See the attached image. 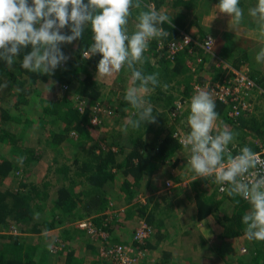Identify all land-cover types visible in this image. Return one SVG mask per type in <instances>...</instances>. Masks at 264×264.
<instances>
[{"label": "trees", "instance_id": "trees-1", "mask_svg": "<svg viewBox=\"0 0 264 264\" xmlns=\"http://www.w3.org/2000/svg\"><path fill=\"white\" fill-rule=\"evenodd\" d=\"M152 1L156 6L164 2L163 0ZM193 1L195 0H173V8L180 6L177 11L175 10L178 16L175 22H178V27L183 26L179 20L187 16ZM242 1L244 0H239V4ZM217 3L218 0H215L212 5ZM144 6L145 4L141 2L139 10L144 9ZM213 20L210 19V24L216 23ZM198 24L195 19L189 21L186 32L194 37L202 38L207 31L204 33V27ZM162 27L169 31L170 35L153 39L144 53L143 64L134 65L135 69L142 70L146 74L159 73L160 86L154 91L149 89L144 94L154 114H157V123H146L144 127V130L148 128V131L156 128L157 134H154L150 140L145 139L142 126L135 131L129 129L127 133L123 130L114 132L108 138L107 147L98 148L95 142L90 143L95 137L96 128L91 117L97 113L94 105L101 86L92 70L96 69L100 54L91 58H87L84 54L92 43L90 29H86L83 38L76 41L72 47L74 57L68 60L67 70L57 69L54 76L38 75L23 69L20 61L24 53H21V57L17 58L11 69L5 67L4 62L0 61V74H5L15 86V90L6 91L0 99V178L9 176L20 168L28 173V168L41 158V153L46 148H51L53 151L51 161L48 159L50 163L68 158L69 156L66 155L69 154V149L77 148L74 154L70 153L71 161L68 164L61 161L57 165L52 163L51 167L48 165L50 171L60 173L63 179H67L66 183H68L64 185H66L68 194L62 203L55 202L56 199L52 198V207L47 205L48 181L27 183L25 179H22L16 190L8 187L0 189V226L9 227L13 224L22 232H40L55 227L58 222L65 221L64 219L78 218L103 211L107 208L108 202L114 200L117 195L116 191L110 193L111 184L120 190V199L128 203L133 200L140 188L142 177L155 170L157 162L169 160L173 151L180 148L181 145L171 134L173 126L172 129H166L165 134L159 137L164 128V114L170 115L169 111L163 112L159 108L160 106H172L171 103L176 96L175 90L178 94L183 92L188 95L193 82L197 79L196 76L199 72L205 73L206 70L202 65L192 67L188 63L197 51H201L199 47L194 48L192 52H189L187 48L179 49L173 57H168V43L166 42L168 39H178L179 32L169 24L167 26V23ZM127 29L133 30L130 26ZM158 40L164 44L159 49H157ZM25 51H30V47ZM125 67L129 74L130 86L141 89L140 81L133 84L132 69L126 65ZM250 73L252 77H256L254 71ZM120 76L124 78L121 73ZM174 80H177L176 86ZM164 85H167V88H164ZM126 91L127 89H124L114 99V110L117 115H126L127 119L129 117L135 119L137 110L123 99ZM215 103L216 111L221 113L224 110L222 105L224 107L225 104L217 100ZM262 114L260 122L254 115L251 118L238 117L236 121L231 119L226 111L223 112V116L228 117L224 118L235 125L256 128L260 140L264 137V113ZM178 116H171V121L178 119ZM75 135L78 139L73 140L72 137ZM28 137L32 139L25 141ZM63 140L65 144L62 143ZM82 140L89 145L88 148L82 147L85 143ZM59 144L65 148L62 149ZM113 145L116 148H112ZM258 145V141H255L249 147L255 151L259 148ZM41 149L42 152H40ZM19 158L23 159V163L19 162ZM201 179L203 178L195 179V181L198 182ZM203 180L204 187H199L201 192L197 195L199 217L210 213L216 204L213 196L203 194L207 187H211V190L215 192V178L209 177ZM74 185L82 186V189L74 191ZM231 198L234 209L230 215L225 216L221 223L222 236L225 238L244 233L245 225L242 223V216L249 211L244 205L245 200L240 197ZM140 204L128 206L124 216L129 217L131 208L139 212ZM140 210L144 211L143 208ZM37 213L39 218L34 219ZM120 213L124 212L120 211ZM103 217L100 213L95 219L99 222ZM147 220L151 223V216H148ZM123 221L124 218H120L117 223L123 224ZM109 236L110 233H108V239L111 241ZM3 238H5L4 241L0 242V264H47L49 250H47L49 254L44 249L40 251L38 246L28 243L26 237L20 234L6 233ZM253 243L254 252L250 259L247 261L237 259L238 264H264V241L253 240ZM144 246L147 249L146 243ZM75 263L74 255H66L64 264Z\"/></svg>", "mask_w": 264, "mask_h": 264}, {"label": "clouds", "instance_id": "clouds-1", "mask_svg": "<svg viewBox=\"0 0 264 264\" xmlns=\"http://www.w3.org/2000/svg\"><path fill=\"white\" fill-rule=\"evenodd\" d=\"M134 7L141 9V0H0V61L11 69L24 53L20 61L23 69L54 76L57 69L67 70L71 58L63 51L64 45L81 40L86 29H90L92 43L87 58L100 54L96 75L111 76L126 65L132 69L133 84L141 82L142 92L132 87L124 94L123 99L137 112L135 119L129 117L126 120L122 130L127 133L129 129L135 131L143 126L144 131L146 123H157V114L144 94L160 86L159 73L146 74L134 65L143 64L144 53L153 39L170 35L162 25H171V18L154 6L145 5L146 10L138 12L134 29L129 31L126 25ZM217 13L226 15L233 29L244 19L239 0H218L215 15ZM248 15L257 18L264 34V0H256V4L248 9ZM185 42L189 43L188 37ZM29 47L30 51H25ZM256 60L264 61V48ZM8 86L7 80L0 79V90ZM163 87L167 88V85ZM188 112L189 131L180 143L190 152L188 164L195 173L193 180L214 176L217 184L227 185L221 191H226L229 197L247 201L251 207L242 216L244 235L249 241H264V175L258 174L250 183L238 181V177L257 167L260 156L244 146L238 155H228L226 163H222L225 149L237 133L224 128L213 134L218 112L208 90L195 91ZM19 162L23 163V159L19 158ZM38 218L37 213L34 219Z\"/></svg>", "mask_w": 264, "mask_h": 264}, {"label": "crops", "instance_id": "crops-1", "mask_svg": "<svg viewBox=\"0 0 264 264\" xmlns=\"http://www.w3.org/2000/svg\"><path fill=\"white\" fill-rule=\"evenodd\" d=\"M220 32L223 31L221 30ZM216 42L219 47L222 41L218 38V35L216 36ZM199 65L205 67V62L197 64V66ZM221 75L220 73V76ZM206 78L210 79L209 77ZM140 90L141 92L143 91L142 88ZM254 107H256V105ZM256 110L257 109H254L248 117L256 115ZM219 115L222 116V114L218 113V116ZM166 129H172V127L169 128L165 120L164 128L159 137L165 134ZM183 130L185 131L184 128ZM214 130L216 129L214 128ZM219 131L220 130L214 132L218 133ZM152 136L153 135L149 137L145 136L146 140H150ZM25 141H27V139ZM251 144L252 141H249L247 146L249 147ZM181 146L179 149L173 151L169 160L166 162H157L155 170L142 177L140 188L132 201L128 203H126V201L123 202L120 199V190L116 188L114 184H111L110 193L113 191L117 193V195H115L116 198H114L115 206L123 207V209L118 210V213L114 211L110 214H106L104 213L106 209H104L103 211L86 215L94 216L93 218L96 223L98 222L95 218H97L100 213L103 214V216L112 217L109 224L106 226L110 233L109 237L112 240L124 242L131 240L134 226L139 217H144L147 220V217L151 216L153 229L146 241V246L149 250L148 260H152L155 264H204V262L208 260L204 257V246L207 245L204 239L207 241L212 240L214 235H216L218 240L223 237V226L221 223L224 221L225 216L230 215L234 209L232 198L227 195V192L222 193L218 191V185L215 183V192L211 190V187H207V190L203 193L205 196H213L214 202L216 203L213 210L203 217L198 216L197 195L201 192L199 191L201 190L199 187H204V180L201 179L198 182L193 180L195 173L190 170L188 164V150ZM241 146H244V144ZM112 148H116V146L113 145ZM118 159H120V157H118ZM60 161L63 160L61 159ZM40 163H45L44 166L47 167L42 173L35 171V167ZM48 165L51 167L52 163L49 161H41L40 158L28 168V174L31 182H49L47 205L52 207V198H55V202H60V204L66 198L68 191L64 184L68 182L66 183L67 179H63L60 173L57 174L56 172L50 171ZM19 170L22 171L21 168ZM44 173H46V175H41ZM33 174L35 177H38V179H35ZM127 177L129 178V175ZM167 177L172 178L175 182L174 185L168 189L164 187V179ZM2 179L3 184L1 183ZM8 181L12 183V179H9L8 176L0 178V189L4 187L12 188V184L8 183ZM73 189L74 191H78L82 189V186L74 185ZM139 194H141V196H139ZM137 203H141L139 208H143L144 211L140 210V208L138 209L139 212H136L135 208H131L132 211L130 210L129 217L124 216L125 212L128 210V206ZM244 203H246L244 204L246 208L250 210L251 205L247 201ZM224 207L228 209L224 210ZM120 211L124 213H120ZM86 216L64 219L65 221L58 222L55 227L51 229L40 232H22L20 235L25 236L28 243L38 246L40 251L43 249L45 251L49 250L47 249L48 244L45 242V232L46 234L50 232L57 234L56 239H58V237L63 238L64 244L58 253L49 254L47 251L49 254L47 257V264H64L66 255H74V257H76L75 264H98L97 243H95L84 230L76 227L74 223L76 219ZM120 218H124L123 224L117 223ZM4 234H6V232H0V242L4 241ZM224 238L220 240V242L231 244L234 254H232L233 256L231 257H229L230 255L221 256L222 264L229 263L233 260L231 258L235 256L237 259L239 258L243 261L250 259L254 252V243L253 241L247 240L244 233ZM242 245L247 246L248 252L240 253V251H238L239 249L237 250V247H241Z\"/></svg>", "mask_w": 264, "mask_h": 264}, {"label": "rangeland", "instance_id": "rangeland-1", "mask_svg": "<svg viewBox=\"0 0 264 264\" xmlns=\"http://www.w3.org/2000/svg\"><path fill=\"white\" fill-rule=\"evenodd\" d=\"M163 1L164 2L158 6H156L154 1L152 0H148V1L142 0L141 2H143L145 5L149 7L154 6L156 10L162 13H166L171 18V25L169 24L170 27H173L176 30H178L180 34L186 33V27L188 26L189 21H194V19L197 20V22L199 23L198 24L199 26L204 27V33H206L207 31V33L215 34V52H214L215 56L212 55L211 53H207L205 51L199 50L196 52L197 54H195V56L193 57L194 67L195 66L197 67V64L205 62V70H206L205 73L206 74L203 72H199L198 75L196 74L198 76V77L196 76L197 78L196 80L202 81V80L207 79L206 77H209L211 80H219L223 76L224 72H226V69L235 68V67L241 68L245 70L246 72H248L249 74H251L250 73L251 71H254L256 78L259 79L258 82H260L258 87L255 88L256 90H254L253 92L254 106L256 105L254 109H257L256 110L257 114L254 116H256L259 119L258 122H260L261 117L263 115L262 113H264V61L257 62L256 56L260 52L261 48H264V34H262L260 31V28L258 26L259 21L257 20V18L250 17L248 15V9L253 7L256 4V0H244L239 4V6L244 10V19L241 22V24L235 27L234 29L231 27V21L230 20L228 21V17L226 15L219 14V13L215 15V5L216 4L212 5L215 0H195L193 1V4L188 10L189 11L187 14L188 17L185 16L182 20H179L180 21L179 23L182 22L183 24V26H180V27H178L177 25L178 22L177 23L175 22L178 19V16L176 15V11H177V8H179L180 6L173 8L172 6L173 0H163ZM139 11L140 10L136 9L135 7L131 10L132 14L129 17L128 25H126L127 28H129L130 26L131 29H134V26L136 24L135 17ZM210 19H214L213 21H215L216 23L210 24L211 23ZM167 26H168V23H167ZM221 30L223 32H220ZM217 35H218V38H220V40L222 41L219 47L217 46V42H216ZM170 41L172 40L168 39L166 43H169ZM74 45H75V42H73L72 44H66L63 47V51L66 54H68L71 58L74 57V54L72 52L73 51L72 47ZM163 45L164 44L162 43V41L158 40L157 49L161 48ZM195 57L197 58L195 59ZM222 60L226 62V64L228 65L225 69L223 68L224 63L222 62ZM213 65L215 68L213 67ZM88 67L89 69H91L90 65ZM92 70H93L94 76L101 83V86L99 88V94L96 100V104L94 105V108L97 111L96 113L97 123H94L96 124L95 134H94L95 137H93L91 142L90 141L89 142L90 143L95 142L97 144L96 147L98 148L107 147L109 145L108 138L111 137L114 134V132L122 130L127 120V118L125 117L126 115L120 116L115 113L116 111L114 110V99L119 93H122L124 89L126 90L132 87L130 86V82L128 81L129 74L127 72L126 67L122 68L119 73H113L111 76H99V75H96V71H97L96 69H92ZM120 73L123 75L124 78H120L121 77ZM220 73L222 74L221 76H220ZM0 79L7 80L9 83V86L6 89L0 90V99H1L3 93L9 90L10 91L15 90L14 88L15 86H13V84L9 81V79L7 78L5 74H0ZM176 81L177 80H174L175 86L177 83ZM180 89L182 91V86L180 87ZM174 93L177 96L178 94L177 90H175ZM179 94H184V93L182 92ZM184 95L188 96L187 94H184ZM191 97L192 96H190L187 101L185 110L183 112H180L181 114L178 113L179 114L178 119L171 121V124H170L171 116L170 115L167 116L166 114H164L165 119L163 121L165 122L166 120L167 126L169 128H171L172 126L173 127L176 126V127H179L182 131L184 128L185 133L187 134V132L189 131V128L186 123V120L189 114L188 109H189V102H190ZM76 100H77V97H76ZM85 101H86V98H85ZM225 106L226 105H224L223 107L222 105V108H224V110L221 113H219V114H222V116L220 115L218 116L217 121L214 124V128L216 130H214V128L213 130L222 131L224 128H228L234 131L235 133H237L234 140L231 142V145L235 150H240L242 149V147L247 146V143L249 141H252V142L258 141L259 144L260 142L264 141V137L263 139L261 138L262 140H260L259 138L260 135L256 132L257 130L256 128H249L244 125H241V126L235 125L232 122L226 120V118L228 117L223 116V112L227 110V106L226 107ZM160 107L161 108H159V110L163 112H165L166 110L168 112L171 109L170 106L168 107L160 106ZM248 116L249 114L246 117ZM242 117H245V116H242ZM154 134H157L155 127L152 128L151 131H148V128L144 130V136L149 137L150 135H154ZM30 137H28L27 139L28 141L32 139ZM72 139L73 140L78 139L77 135L73 136ZM63 142L64 144L66 143L65 140H63L62 143ZM243 144L244 146H241ZM59 146L62 149L65 148L62 144H59ZM82 147L86 149L89 147V145L85 142L82 145ZM76 151H77V148L69 149V154L66 156L70 157V153L72 152L74 154ZM84 151L85 150H83V152ZM40 152H42V149ZM52 155H53L52 149L46 148L45 151L41 153V161L47 162L48 159L49 160L51 159ZM69 157L66 159H62L63 161H65L64 164H68L71 161V158ZM60 160L61 159H59V161L57 162L52 161L53 165H57L58 163H60L61 162ZM44 164L45 163L38 164L35 167V171H37L38 173L40 172L42 173L45 169H47V167H45ZM41 175H46V173L41 174ZM33 176L35 177L34 174ZM8 177L9 179H12L11 181L12 183H10L9 181L8 183L12 184L13 190H16L18 188L22 179H25L27 183L31 182L29 174L24 172V170L23 171L17 170L13 172L11 175H9ZM35 179H38V177H35ZM1 183L3 184V179L1 180ZM227 209L228 208L224 207V210H227ZM110 219H111L110 216L103 217L99 220V222L97 221L98 223L96 224H98L100 228H104V227L106 228V226L109 224ZM105 230L107 231V229ZM11 231L9 227H6V225L0 226V232H6V233L14 232L16 234L22 233V231L17 226L15 229H12ZM107 233H109V231H107ZM45 236H46L45 242L48 244L47 249H49V245L51 246L52 242L56 239L57 234L55 233L53 234L52 232H50L46 234ZM223 238L224 237H221L218 240L216 235H214V238L212 240L207 241L204 239V242L207 244L206 246H204V253H205L204 257L208 259L206 260V262H204V264H222L221 256L222 257L229 256V255H230L229 257L233 256L232 254H234V252L232 250V245L220 242V240H222ZM58 239L63 241V238L61 237H58ZM111 241H117V240H111ZM242 246H246V245H242ZM239 247H237V250L239 249L238 251H240ZM52 254H56V253H52ZM231 259L233 260H231L227 264H238L236 256Z\"/></svg>", "mask_w": 264, "mask_h": 264}, {"label": "built area", "instance_id": "built-area-1", "mask_svg": "<svg viewBox=\"0 0 264 264\" xmlns=\"http://www.w3.org/2000/svg\"><path fill=\"white\" fill-rule=\"evenodd\" d=\"M185 37L189 38V43L185 42ZM211 37V40H209ZM167 46V56L173 57L177 50L187 48L189 52H192L195 47L201 48L202 51L211 53L215 56V34L206 33L202 38H197L189 33H179L178 39H171ZM88 51L84 54L87 55ZM197 57H195L196 59ZM193 60H188L189 65L193 66ZM223 68L225 69L228 65L222 60ZM218 65V64H217ZM260 82L257 81L256 77H252L248 72L241 68H230L226 69L223 76L219 80L205 79L204 81H194L191 87V92L188 96L184 94H178L172 101L171 109L169 110L170 116L179 115L178 113L183 112L186 108L187 101L197 89H206L210 92L211 97L214 100L220 101L227 106V115L236 120L238 117L247 116L254 110L253 92L256 90ZM181 114V113H180ZM97 114L91 117L93 123L96 121ZM238 120V119H237ZM236 120V121H237ZM184 131V130H183ZM179 127H174L172 135L180 141L186 135ZM213 134H217L213 131ZM188 150V149H187ZM240 150H235L230 144L225 149V159L222 163H226L228 155H238ZM260 156L257 167L250 169L249 172L238 177V181L251 182L257 175H264V141L259 144V148L254 151ZM190 152L188 151V159ZM214 177V176H212ZM174 180L167 177L164 179V187L166 189L174 185ZM217 190L221 191L222 187L227 185L217 184ZM141 196V194H139ZM123 209V207L115 206V201L110 200L107 208L104 211L106 214H110L114 211ZM108 217V216H104ZM75 226L85 231L87 235L93 239L98 246V264H155L152 260H148V251L145 248V243L152 233V224L149 223L144 217H139L137 220L131 240L128 242L124 241H110L108 239V233L104 228H100L94 221L93 216H86L79 218L75 221ZM16 225H10V231L15 229ZM12 232V231H11ZM14 233V232H13ZM53 244V245H52ZM49 248L50 252L58 253L63 247V241L56 239ZM247 251L246 246L240 247V253Z\"/></svg>", "mask_w": 264, "mask_h": 264}]
</instances>
